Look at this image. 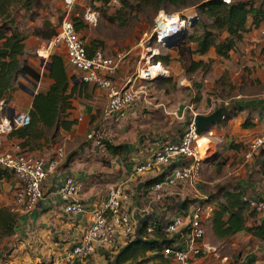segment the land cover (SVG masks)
Returning <instances> with one entry per match:
<instances>
[{"label": "crops", "instance_id": "0c3cea01", "mask_svg": "<svg viewBox=\"0 0 264 264\" xmlns=\"http://www.w3.org/2000/svg\"><path fill=\"white\" fill-rule=\"evenodd\" d=\"M31 41L33 46L41 44L37 37H33ZM51 51L62 56L69 74L66 54L62 47L56 46ZM191 55L195 60L204 61V64L210 65L211 62L220 61H223L220 63L222 65L230 64L239 75L236 76L237 82L248 89L244 94L233 95L232 98H236V101L233 99V102L225 105L216 104L212 109L207 106L206 110L197 112L207 114L210 110L219 108L226 113L225 119L215 124L205 133L206 135H200L197 142L203 160L202 174L213 171L216 175L217 172L224 171L221 176L212 177L213 174H210L212 176L208 183L218 186V189L206 203L213 209L215 203L222 200L225 190L241 191L246 199L264 200V175L260 168L264 162V147L253 158L245 157L249 142L264 134V19L258 26H252L244 34L237 48L226 58L218 57L213 49L201 56L194 55L193 52ZM31 67L33 68L32 65ZM222 72L221 68H214V71L206 74L204 82L207 83L211 76L219 77ZM45 73L46 75L43 76L42 72H39L41 78L44 77L45 85H40V81L34 83L28 80L25 85L19 81L21 78L19 77L20 86L18 85V90L14 92L11 100L21 97L22 101L28 102L26 108L28 110L33 98L31 93L36 94L38 90L46 89L50 82L47 72ZM74 73L77 77V73L75 71ZM126 73L121 71L117 73V77L114 75V83L119 85ZM136 82L137 80L132 79L125 85L134 88L138 85ZM178 83L184 84L182 81ZM71 84L79 88L80 93L77 97L88 98L86 101L88 108L85 113L92 115L89 117L90 120H99L100 117L98 128L103 130L107 141L120 145L121 148L117 152L107 148L94 149L89 142L86 148L84 145L78 148L79 143L74 151L72 149L65 155L68 156L75 151L78 154L68 161L65 156L62 165L44 181L43 197L31 212H23L15 203L17 179L12 177L2 180L0 206H6L17 213L18 223L16 232L6 237L3 244H0V264H40L52 258L62 260L64 254L79 241L83 231L91 224L93 212L105 200L108 189L114 186H120L126 195L127 200L123 208L134 224L136 236L139 235L142 225L150 221L164 225L174 216H181L187 220L192 205L206 198L205 190L199 187V184L196 188H192L179 183L173 186L161 201H154L147 188L155 180L158 171L134 173L135 166L152 156L161 146L177 142L187 123L192 120V116L183 115L179 111L183 101L181 97L177 98L178 92L161 97H158L155 92H150L143 101L134 102L129 106L125 119L111 124L110 120L103 116L104 108L108 103L107 91L77 80L72 81ZM197 90H199L198 84ZM203 90L204 88L202 92ZM206 91L207 89L199 105L218 102L217 97L214 98L213 95L205 93ZM241 96L245 98L239 99ZM96 106L101 107V112L96 110L95 114ZM9 108H19L17 100L11 101ZM77 110L78 108L74 107L72 113L81 112L80 109ZM245 120L249 122L247 126H243ZM77 131L79 129L76 124L71 131L61 130L60 134L66 141L74 142L80 136ZM201 138L206 141H202ZM8 143L9 146L12 141ZM8 146L3 148L6 149ZM64 147L65 144H62L57 149L61 148L65 151ZM55 149L56 147L43 148L45 152L41 153V150L39 153H46L44 156L51 155ZM179 163L180 159H175L172 166ZM68 175L73 176L81 184L79 198L84 203L85 210L76 215L64 212L62 202L56 193L58 185ZM186 199H192L195 202L191 203L187 209H183L180 204ZM210 216L211 211L204 219L206 229L204 242L209 250L196 258L194 264H264V240L252 236L246 230L238 231L228 238H218L211 230ZM263 216L254 211L253 216L246 218V225L250 226L253 222L260 221ZM180 235V237L179 234L174 236L175 245L182 244L185 236L183 232ZM127 240L128 238L119 229L114 248L96 249L93 254L83 260V264H108L114 260L115 254ZM149 262L165 264V260L161 258H153Z\"/></svg>", "mask_w": 264, "mask_h": 264}, {"label": "trees", "instance_id": "16d2710c", "mask_svg": "<svg viewBox=\"0 0 264 264\" xmlns=\"http://www.w3.org/2000/svg\"><path fill=\"white\" fill-rule=\"evenodd\" d=\"M111 1L113 0H92V2L99 3L101 7ZM117 1L121 4L117 14H121L125 9L136 13L149 9L156 14L172 8L173 11L179 13L182 19L186 20L188 27L193 28L196 25L194 19L191 20L187 13L183 10L179 12L192 0ZM194 7L200 15L203 14L209 19V24H203L202 33H192L183 40L181 46L175 48H171L177 37L174 33L168 34L169 38L163 37L164 41H162V45L166 48L176 51L175 61L186 73L195 72L202 67L203 63L201 60L188 57V44L193 45L194 55L201 56L213 49L218 57L226 58L231 51L237 48L244 34L252 26H258L264 19V0H230L229 2L200 0ZM40 8H43L42 0H0V103H4L3 108L5 109H9V102L18 89L19 77L36 82L40 80L41 74L30 66L26 55L25 41L28 34L18 28L15 17L20 10L35 12ZM112 18L116 21L119 20L118 15H113ZM71 19L77 33L85 39L82 30L87 24L78 17L71 16ZM56 31L55 27L41 24L34 26L30 34L43 42H48L56 34ZM85 43L89 55L98 47L106 52L102 41L98 39H90ZM157 59L166 66L170 63L169 55L158 56ZM46 68L50 82L46 89L38 90L33 96L28 109V121L23 126L3 135L9 142L12 141L11 144H18L24 152L35 156H38L36 153H39L43 148L56 147L60 141V131H71L77 124V118L72 113L75 107L74 98L80 93L78 86L71 84L76 80L75 76L67 73L64 59L55 53H50ZM246 120L243 122V126L249 124ZM103 143L104 147L112 152H117L121 148L120 145L111 144L109 141H103ZM77 154L76 151L70 153L66 160L72 159ZM53 156L54 154L51 157ZM260 168L264 175V162ZM12 177H15L13 171L0 165V182ZM194 202L195 200L186 199L180 206L187 209ZM253 215L254 211L249 208L247 199L244 198L241 191L225 190L222 200H218L211 211V230L218 238H228L238 231L246 230L252 236L264 240V216L260 221L253 222L250 226L246 225V218ZM17 223V213L6 206H0V237L12 236L16 232ZM158 223L156 222V224ZM165 225L166 223L158 224L153 236L149 237L145 236L146 224L144 223L140 228L139 235L128 238L126 244L115 254L114 260L108 264H145L153 258L163 259L161 254L163 247L174 243L163 233ZM147 253L153 255L150 256Z\"/></svg>", "mask_w": 264, "mask_h": 264}, {"label": "built area", "instance_id": "2783aa9c", "mask_svg": "<svg viewBox=\"0 0 264 264\" xmlns=\"http://www.w3.org/2000/svg\"><path fill=\"white\" fill-rule=\"evenodd\" d=\"M74 2L75 0H64L66 13L61 18L58 31L48 41L47 50H52L56 46L62 47L68 66L77 73V81L107 91L108 103L104 108L103 116L109 119L111 124L117 123L127 117V110L132 103L148 97L147 88L142 84L138 88H124L114 83L112 77L126 54L113 56L99 47L88 54L86 41L77 33L69 15ZM46 63L45 60L41 62L42 69L46 68ZM148 69L137 72L133 76L134 80L152 81L154 76L149 74ZM3 107L4 103L1 102L0 110H4ZM7 115L0 121V136L23 126L28 121L27 110L14 111L11 119H8ZM193 118L187 123L177 142L161 146L152 156L138 163L134 168L136 174L150 170L158 171L155 180L147 188L154 201H161L169 190L179 183L196 188L200 181L203 160L197 143L200 135L196 131ZM86 138L91 148H105L103 141H107V138L101 128L90 129ZM263 147L264 134L249 142L245 157L253 158ZM64 158V151L61 148L48 159L24 152L18 144L0 149V165L12 170L18 182L15 203L19 209L23 212H31L37 206L43 197L44 181L58 169ZM175 159H180V163L172 166ZM80 191L81 184L71 175L66 176L58 185L56 193L66 214L76 215L85 210V205L79 198ZM126 200V195L120 186L109 188L105 200L94 210L91 224L83 231L79 241L64 254L62 260L52 258L40 264H83V260L96 249L114 248L119 229L127 238L136 236L134 224L123 208ZM204 201L200 199L192 205L187 220L181 216H174L166 222L163 233L167 238L173 240L176 234L180 237L181 232L185 237L181 245L173 243L163 247L161 254L165 264H194L196 258L209 250L204 242L206 233L204 219L212 209ZM247 202L252 211L264 215V200L249 198ZM157 225L155 222H147L145 236L153 235Z\"/></svg>", "mask_w": 264, "mask_h": 264}, {"label": "rangeland", "instance_id": "374dc122", "mask_svg": "<svg viewBox=\"0 0 264 264\" xmlns=\"http://www.w3.org/2000/svg\"><path fill=\"white\" fill-rule=\"evenodd\" d=\"M199 1L200 0H192L179 11L181 12L183 10L185 13H187L188 17L190 16L189 18L191 20L194 19L196 25L193 28L188 27L186 20L182 19L179 13L173 11L172 8L167 11H160L156 14L149 9H145L137 13L132 10L125 9L121 14H117L116 12L121 6V4L117 0L111 1L109 4L103 7H101L97 2H92V0H75L69 12V15L72 17H78L87 24V26L82 30L86 42H88L90 39L95 38L102 41L103 48L109 54L113 56L122 53L126 54L121 60L116 70V74H114L115 77H117V73L121 71L127 72L123 79L124 81L122 80L118 87H128L125 84L127 83V81L130 82V80L134 79V73H137L142 69L145 70L149 68L148 70L155 73L156 76H154L152 81H146L143 79L137 80L136 85H138L134 88H138V86L142 84L147 88V93L155 92L158 94V97L169 96V94L172 92H178L177 98L181 97L183 101V106L179 108V111L183 115L185 114L193 117L195 113L198 114L197 112L204 111L208 107H211L212 109V107L214 108L216 104L225 105L227 103L233 102V99H235L236 101V98H232L233 95H235L236 93L244 94L246 91H248L247 88H243L241 84L237 82L236 76L239 75L237 71L231 68L230 64L222 65L220 63H223V61H220L213 63L211 62L209 65L208 63L204 64L203 61L202 67L200 69L192 73H186L175 61L176 51L169 50L168 48H166V46L162 45V41H160V39H163L165 34L169 32L168 27L172 28V25L173 27L177 26L176 22H172L171 24L167 22L168 19L172 17L181 19L180 22H184V25L177 28L175 32H171L174 33L175 36H177L176 40L172 43L171 48L181 46V44H183V40H185V38H187V36L191 35L192 33H202L203 24H209V19L203 14L200 15V13L197 12L196 8L194 7V5ZM42 3L43 8H40L35 12L20 10L17 12L15 17L16 25L18 26V28L28 34L26 39L28 42L26 43L25 41V45L26 55L29 58L30 66L32 65L33 68L36 69V71L42 72L43 76H45L47 68L42 69L41 60L39 61L38 59H44L47 62V67L49 56L52 51L47 50V41L43 42L40 40V45L33 46L31 40L34 36L31 35L30 32L34 26H38L41 24H45V26L55 27L58 31L61 18L66 13V8L64 6V0H42ZM113 15H118L119 20L116 21L115 19H113ZM192 46L193 45L188 44V57H192ZM167 55L170 56V63L166 66L163 63L159 62L157 57H166ZM134 65L136 67L135 69ZM214 68H221L223 72L220 73L219 77L214 78L211 76L207 83L204 82L206 74L214 71ZM69 74L75 76L76 78L74 70L70 67ZM241 78L242 77L240 76V79ZM112 79L114 81V76L112 77ZM19 81L25 85L28 82L27 79L23 77L19 78ZM39 81L40 85H45L44 77H42ZM39 81L32 82L38 83ZM178 81H182L184 82V84L182 83V85H180ZM197 84L199 86V90H197ZM202 88H204L203 92ZM206 89L207 91L205 93L213 95L214 98L217 97L219 103L213 102L211 104L208 102L207 105H199V101L205 95L204 91ZM244 98V96L239 97V99ZM21 99V97H15V99L11 100L13 102H16L17 100V104L19 103V108H14L16 109V111L27 110L26 108L28 102L22 101ZM74 101L75 108H78L77 111H79V109L81 110V112L73 113L77 118V127L79 129V131H77V134H79L80 136L77 137V141L71 142L66 141L64 138H62L61 134H59L60 141H58L56 149L62 144H65L64 155L68 154V152H71L72 149L74 151V148L79 143L80 144L78 145V148L82 147L83 145L84 147L87 146L88 141H86V137L89 129L98 128L101 121L100 117L99 120H90L89 117L92 115H87L85 113V110H87L88 108V106L86 105V101H88V98L75 97ZM137 101H143V99ZM219 105L217 106L219 107ZM217 109L219 108L210 110V112L208 113H211ZM96 110H99V112H101V107H97V109L94 110L95 114L97 113ZM7 113L8 109L5 108L4 110L0 111V121L2 118H4L5 115H7ZM78 118H80L81 120H79ZM47 132L50 133L49 131ZM204 135L206 134H203V136ZM201 140L206 141V139L204 138H201ZM8 142L9 141L6 136H0V149H4L3 147L8 146ZM54 151L51 155L49 154L50 156H44L46 153L41 154L45 152L44 150H42L41 153H36V155L49 158L54 154ZM62 162L60 166L62 165ZM223 172L224 171L217 172L216 175H214L213 171L205 172V174H202L201 172V179H203V181L200 179L198 184L199 187H203V189L205 190V203L213 195H215L218 189V186L210 185L208 183L212 176L210 174H213L212 177L221 176ZM5 238L6 237H0V244H3ZM147 254L151 255L150 253ZM148 264H151V262H149Z\"/></svg>", "mask_w": 264, "mask_h": 264}, {"label": "water", "instance_id": "95a60500", "mask_svg": "<svg viewBox=\"0 0 264 264\" xmlns=\"http://www.w3.org/2000/svg\"><path fill=\"white\" fill-rule=\"evenodd\" d=\"M169 34V33H166ZM165 34V36H166ZM164 36V37H165ZM41 62H44V59H41ZM28 80V78H26ZM30 81V80H28ZM20 86V84H18ZM32 96L35 95V92L31 93ZM9 113L7 115L8 119H11L13 113H14V109L13 108H9ZM226 117V113L223 112L221 109H217L211 113L208 114H196L193 118V122L195 124L196 127V131L199 135H203L205 133H207L208 131H210V129L215 125L218 124L220 122H222Z\"/></svg>", "mask_w": 264, "mask_h": 264}, {"label": "bare ground", "instance_id": "6f19581e", "mask_svg": "<svg viewBox=\"0 0 264 264\" xmlns=\"http://www.w3.org/2000/svg\"><path fill=\"white\" fill-rule=\"evenodd\" d=\"M180 20L181 19H177V17H172V18H169L168 19V23L169 24H171L172 22L174 23V22H176V24H177V26L176 27H173V25H172V28H169L168 26V31H169V33H171V32H175L176 30H177V28H179V27H182L184 24V22H180ZM167 24V23H166ZM163 29H165V28H163ZM173 35V34H172ZM171 35V36H172ZM171 36H170V38H171ZM160 37V36H159ZM168 37V36H167ZM169 38V37H168ZM167 38V39H168ZM173 38V37H172ZM160 41H164L163 39H160ZM163 43V42H162ZM156 54V53H155ZM148 72H149V74H152L153 76H156L155 75V73H153V72H151V71H149V70H147ZM206 148V147H205Z\"/></svg>", "mask_w": 264, "mask_h": 264}]
</instances>
